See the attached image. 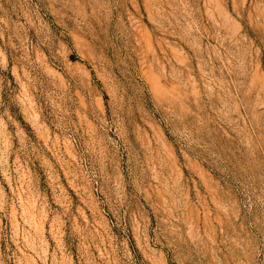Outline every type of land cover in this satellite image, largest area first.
I'll list each match as a JSON object with an SVG mask.
<instances>
[{"label": "rangeland", "instance_id": "obj_1", "mask_svg": "<svg viewBox=\"0 0 264 264\" xmlns=\"http://www.w3.org/2000/svg\"><path fill=\"white\" fill-rule=\"evenodd\" d=\"M0 264H264V0H0Z\"/></svg>", "mask_w": 264, "mask_h": 264}]
</instances>
